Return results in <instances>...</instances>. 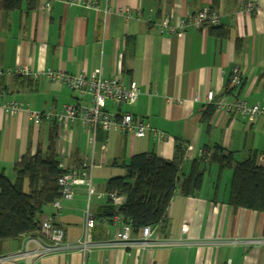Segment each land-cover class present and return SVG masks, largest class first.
<instances>
[{
  "label": "crops",
  "instance_id": "crops-1",
  "mask_svg": "<svg viewBox=\"0 0 264 264\" xmlns=\"http://www.w3.org/2000/svg\"><path fill=\"white\" fill-rule=\"evenodd\" d=\"M94 1L96 8L64 0H38L33 9H27L24 1L21 9L0 10V65L23 66L32 72L0 74V172L13 180L14 163L25 153L34 154L38 148L45 151L55 123L43 117L36 123L26 110L6 112L1 106L5 101H20L32 111L56 113L65 104L88 99H80L61 80L50 79L47 70L90 75L101 67L105 78L135 82L140 88L135 103H107V108L131 113L150 129L136 137L97 128L92 141L89 127L79 121L56 122L54 143L61 167L79 168L93 147L95 193L88 199L86 186H75L71 199H60L59 209L45 206L39 216V225L50 220L63 230L64 248L41 255L31 252L26 258L3 264H264V243H243L264 239L263 214L228 204L232 171L220 170L216 164L206 167L196 196L175 191L166 219L151 226V238L158 241L154 246L112 244L119 223L103 213L109 200L106 181L122 175L115 168L135 153L153 150L170 159L174 144L181 142L186 150L180 175L188 173L191 161L200 157L205 146L215 143L233 151L238 161L251 150L264 156V115L248 119L216 104L237 97L248 106L264 107V0ZM249 3L254 4L252 9H247ZM204 6L214 9L219 23L212 26L226 29L227 36H216L207 24L175 33L160 30L163 16L176 22ZM120 7H128L127 14L119 13ZM233 67L239 69L241 83L227 93ZM209 91L216 108L203 121ZM156 131L163 136L158 138ZM86 210L94 219L87 230L94 243L89 251L77 246L84 233ZM129 236L137 240L141 231L131 229ZM29 237L37 240L28 243L30 250L39 243H50L40 226V232L0 243V255L22 250Z\"/></svg>",
  "mask_w": 264,
  "mask_h": 264
},
{
  "label": "trees",
  "instance_id": "trees-1",
  "mask_svg": "<svg viewBox=\"0 0 264 264\" xmlns=\"http://www.w3.org/2000/svg\"><path fill=\"white\" fill-rule=\"evenodd\" d=\"M24 1L27 9H33L38 2L0 0V10L9 13L21 9ZM207 25L216 36H227L226 29ZM234 90L230 87L226 92L233 93ZM215 108L214 102L208 103L201 119L208 121ZM56 130L55 122L45 151L38 148L34 154L25 153L14 163L13 180L0 172V243L40 232L39 216L45 206L59 197L57 179L69 169L61 167L57 159L54 143ZM185 150L183 143L176 142L170 159L152 150L135 153L128 161L121 163L125 174L110 177L105 189L122 197V200L119 205L108 200L104 216L111 218L115 214L120 215L135 232L141 231L143 226L156 225L166 219L175 191L178 189L184 196H196L202 187L206 167L216 164L220 170L228 168L232 171L228 204L234 209L246 208L262 213L264 236V163L258 162L261 153L251 150L238 161L233 151L215 143L205 146L200 157L191 161L188 173L180 175Z\"/></svg>",
  "mask_w": 264,
  "mask_h": 264
},
{
  "label": "built area",
  "instance_id": "built-area-1",
  "mask_svg": "<svg viewBox=\"0 0 264 264\" xmlns=\"http://www.w3.org/2000/svg\"><path fill=\"white\" fill-rule=\"evenodd\" d=\"M70 5L82 4L85 7L96 8V2L94 0H64ZM253 3L247 5V9H252ZM108 10H104L107 12ZM128 7L118 8V12L127 14ZM219 23V16L210 6H204L197 13L192 15H186L183 18L178 19L176 22L173 19L165 15L160 20V30L166 32H177L178 30L194 26L199 27L201 24L217 25ZM32 72L23 66H18L15 69L3 68L0 65V74H17V75H29ZM47 76L50 79H59L70 89L79 94V97L88 96V99L83 100L80 104H65L58 112L53 113L51 110H45L44 112L29 110L22 102L15 100L5 101L1 106L9 113H16L22 110H26L34 122H39L42 117L57 123H70L79 121L84 127H89V133L91 140L94 141L95 132L97 128L103 130H120L128 134H132L136 137H143L146 131L150 129V125L144 120L135 118L128 112H113L107 108V103L113 105L121 104H133L137 101L140 94V88L135 82L124 83L120 77L105 78L102 75L101 67L93 69L90 75H87L84 71H80L76 75L66 74L64 72H53L51 70L46 71ZM241 83V75L237 67H233L230 75L229 87L236 88ZM206 100L211 102L214 100V94L209 91L206 95ZM217 107L225 109L226 111L235 110L238 111L243 117L253 119L255 116L264 115V107L257 104L248 106L242 99L234 97L227 101L216 102ZM155 135L161 138L162 132L156 131ZM104 147V145H103ZM260 164L264 163V156L258 157ZM94 152L91 147L89 155L80 164L79 168L69 169L63 172L57 179L59 197L54 199L51 205L55 209L60 208V199H71L73 195V188L75 186L84 185L87 189L88 199L95 193V189L92 185V168L94 166ZM108 199L115 205L121 203L122 198L117 196L114 192H106ZM112 219L119 223V228L115 231L112 244L127 246L134 242H137L142 247L154 246L158 243L151 238V227L146 225L142 227L141 236L137 240L130 239L131 226L129 223L124 222L121 216L115 214ZM94 225V219L89 211L84 212V227L83 236L77 242V246L84 250H90L94 243L89 240L87 235L88 228ZM41 228L45 231L47 237L50 239L48 245L38 246L34 250H30L28 243L30 241H37L36 238L29 237L24 241L22 250L18 252L0 255V264L11 262L17 258L27 257L29 253L45 254L54 252L64 248L63 242V230L53 225L50 220L41 222ZM182 232L187 230L186 224L181 227ZM248 245H257L264 243V239H248L243 241ZM230 263V260H228Z\"/></svg>",
  "mask_w": 264,
  "mask_h": 264
},
{
  "label": "rangeland",
  "instance_id": "rangeland-1",
  "mask_svg": "<svg viewBox=\"0 0 264 264\" xmlns=\"http://www.w3.org/2000/svg\"><path fill=\"white\" fill-rule=\"evenodd\" d=\"M98 163V159H97V157H96V164ZM115 169H119V171L121 172V173H118V174H125V170L122 168V167H120V166H117V168H115Z\"/></svg>",
  "mask_w": 264,
  "mask_h": 264
}]
</instances>
